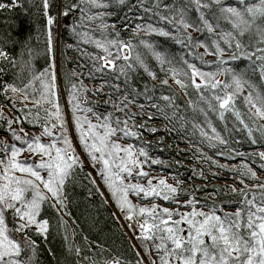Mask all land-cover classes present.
Returning <instances> with one entry per match:
<instances>
[{"label": "snow or ice", "instance_id": "snow-or-ice-1", "mask_svg": "<svg viewBox=\"0 0 264 264\" xmlns=\"http://www.w3.org/2000/svg\"><path fill=\"white\" fill-rule=\"evenodd\" d=\"M115 3L121 9L127 7L134 15L136 9L145 14L151 11L157 18L153 24L145 16H138L142 23H135L131 28L133 37L140 32L154 34L188 50L177 58L167 51H158L155 44L140 41L165 72L166 78L160 80L159 86L144 84L142 89L133 86L130 73L137 67H142L153 81L158 76L147 66L141 53L136 52L133 57L136 46L131 40L120 39L115 25H103L106 34L102 39L85 40L99 50L89 56L88 79L101 81L99 87L92 89L84 86L82 72L73 70L71 75L67 72L58 75L54 54L49 66L36 75L30 61L12 56L6 44L0 46V79L9 74L13 77L11 82L3 79L0 83V132L4 133L0 136V264H32L38 248L33 237L47 240L52 228V218L44 216L46 208L55 214L58 225H65L63 215H71L69 187L82 180L91 185L88 197L99 195L104 205L111 200L119 213H112L114 219L122 218L125 223L120 227L132 230L131 238L138 241L130 246L134 264H264V181H258L256 171L249 164L230 167L203 157L217 168L234 171L240 177L238 183L243 185L239 189L230 188L240 200L235 212L223 215L218 214L222 209L215 204L207 212L197 210L199 200L195 196L181 203L178 196L182 181L174 186L159 179L154 184L155 177L149 178V173L143 170V164L149 162L148 148L152 143L143 139L144 133L155 135L161 131L148 121L161 118L167 122L165 127L169 133L179 134L183 130L188 137L187 125L191 124V135L198 133L201 144L206 141L208 147L217 149L216 155L242 160L256 157L261 162L260 169L264 170V151L246 156L239 148L230 146L242 143L232 137L243 131L249 145L264 148V124L257 123L264 120V92L244 78L246 71L258 74L264 87V0H182L179 5L174 0L164 5V13L159 2L151 9L143 0L139 4L128 0H115ZM40 5L46 19L48 53H53L54 26L63 21L67 27L74 13L79 10L83 16L88 6L112 7L111 0H79V3L40 0ZM53 6L56 15L51 14ZM18 7H23L21 0H0V12ZM192 12L195 18L189 15ZM221 21L230 28L217 33ZM160 22L171 25V29L160 26ZM109 28L111 32H107ZM188 29L201 33L204 39L194 38ZM72 31L76 32L75 25ZM110 35L115 38H109ZM29 40L30 37L10 42L22 43L28 48ZM198 48H204V54L197 53ZM204 55L216 58L215 71H204L195 63L199 60L205 65ZM238 61H247V68L237 71ZM25 71L30 77L27 83L21 79ZM169 79L185 95L189 88L197 92L199 102L189 100L188 107L203 115V124L189 121L181 113L175 94L161 91L156 95L158 88L171 92ZM59 80L66 81V107L60 103ZM245 86L249 89L247 95H243ZM89 91L107 99L102 105L97 101L91 107H84L91 103L86 98ZM238 101H242L246 111L238 107ZM101 106L114 111L100 112ZM134 107L137 111H132ZM210 113L223 123L222 131L213 125ZM138 119L142 121L139 124ZM26 127L32 131H26ZM129 139L139 141V146L122 143ZM156 143H162V139ZM150 164H163V161L151 159ZM89 168L96 172L95 176L87 171ZM142 178L147 179L146 185L132 182ZM245 178L255 182L253 187L245 184ZM101 184L108 196L101 190ZM132 195L140 199H162L178 207L173 210L156 203L139 206L130 199ZM204 206H208L207 200ZM180 207L192 210L181 212ZM75 255H81L80 248L75 249ZM91 264L97 262L93 260ZM104 264L133 262L112 258Z\"/></svg>", "mask_w": 264, "mask_h": 264}, {"label": "trees", "instance_id": "trees-1", "mask_svg": "<svg viewBox=\"0 0 264 264\" xmlns=\"http://www.w3.org/2000/svg\"><path fill=\"white\" fill-rule=\"evenodd\" d=\"M21 2L23 7H18L11 11L0 12V46L6 44L7 50L12 56L17 59L22 56L23 60L30 61L35 74L39 75V73L46 69L51 63L53 54L47 51L46 19L43 15L40 0H21ZM76 2L79 3V0H76ZM104 2H107V0H104ZM128 2L139 4L141 0H128ZM157 2L161 5L160 11L164 13V5L172 4L174 0H143L144 5L150 9ZM175 2L179 5L182 3V0H175ZM231 2H234V0H231ZM111 3L112 7L108 9L88 6L85 8L83 16L80 11L77 10L71 19L68 20L67 27L64 26L63 21L60 23L59 31L56 30V26L53 27V52L58 43L60 51V72H67L71 75L73 70H77L78 72L86 71L87 75L85 74V76L82 77L83 81L88 84L100 85L101 81L99 79L95 81L88 79V68L91 67L89 56L95 55L99 50L96 49L94 43H86L85 40L94 41L102 39V36L106 34L103 25H115V32L120 33L119 38L125 41L131 40L133 45L136 46L133 57L136 52L141 53L147 66L155 71L158 76V79L153 81L142 67H137L134 72L130 73L133 86H137L141 89L144 84H148L149 87L153 84L159 86L160 80L166 78L165 72L160 70V65L152 56L151 52L145 48L140 41L143 40L155 44L158 51H167L170 55H176L177 58L184 55L188 50H182L180 46L174 45L171 41H166L165 38L154 34L148 35L144 32H140L138 36L133 37L131 28L134 27L135 23H142V21L137 19L138 16H145L146 21L153 24L157 23V18L152 16L151 11L145 14L142 11L134 9V15L128 12L127 7L121 9V6L117 5L115 0H111ZM51 14L56 15L55 6L51 9ZM126 15L127 20L125 19ZM189 15L195 18L196 14L192 12ZM149 17L151 18L150 20H148ZM209 18L211 19V17ZM73 25L76 27L75 33L72 31ZM160 26H164L168 30L171 29V25L164 24V22H160ZM229 28V24L221 21L220 27L216 28V32L220 33L221 29L229 30ZM111 31V28L107 30V32ZM192 36L194 38L204 39V36H201L199 32H196V35ZM29 37L28 48H24L22 43L13 44L10 42L17 39L24 40ZM109 38H115V36L110 35ZM245 42L247 43V38ZM198 49H196L197 53L204 54V48H201L203 52H200ZM189 59L191 60L192 57H189ZM215 59L214 56L208 55L207 57V55H204L205 65H201L199 60H196L195 63L202 67L204 71H215L216 69L213 63ZM247 64V61L236 62L235 66H237V71L246 69ZM12 78V75L9 74V76L3 79H8L11 82ZM80 78L81 77L77 78V80ZM244 78L251 81L264 92V87L260 84L258 74L246 71ZM3 79H1V83H3ZM21 79H23L24 83H27L28 79H30L27 71L21 74ZM63 82L64 84L66 83L64 80ZM17 83H19V81H17ZM104 90L105 92L108 91L107 88ZM161 91H163L164 94H175V96L178 97L177 103L180 105L181 113L189 121L203 124V115L198 112L194 113L192 109L188 107L189 100L193 103L199 102L198 94L194 89L189 88L188 95H185L182 89H176L174 86L171 87V92L158 88L156 95L158 96ZM248 91L249 89L245 86L243 95H247ZM88 93L92 95V92ZM95 97L98 98V101L100 100L99 102L101 105L103 104V100L107 99V97ZM139 99L143 102L142 97ZM0 101H2V97H0ZM89 102L91 103L85 104L84 106L91 107L92 103H95L94 101ZM238 107H240L242 111H246L242 101H238ZM133 109L137 111V108H132V111ZM98 111L104 112L114 110L111 108L106 109L101 106ZM169 115H171V111H169ZM209 119H211L218 131H222L223 123L219 121L214 114L210 113ZM228 119L229 128H231L232 118L229 116ZM141 122L140 119L136 121L137 124ZM148 123L151 126L155 124L161 129V131L157 132L155 135L144 133L143 139L152 142L148 148L149 157L161 160L163 164L152 165L149 161L147 166L148 168L157 170L159 173L168 176L174 181H182L181 187L187 186L184 190L180 189L178 196L179 200H188L192 196H195L199 200V204L196 205L197 207L207 212L210 210L211 206L215 204L218 209H222V211L218 212L220 215L224 213H233L237 210V202L240 200V197L233 195L230 191L231 186L212 185L203 187L197 184L205 179L198 177V171L194 165L199 167L198 169H201V171H204L205 175L212 178L209 182L222 181L219 176L208 172L207 169L212 168L225 174L232 175L231 177H234L235 180L231 178V181L237 189L243 187V185L238 183L240 177L237 176L234 171L217 168L210 161L204 159V156L211 157L212 160L217 161L219 164H226L230 167L238 166L241 163H247L254 171L264 175V170H261L259 167L261 162L256 157L250 156L248 159L242 160L240 157L225 159L223 156L216 155L217 149L208 147L206 141L201 144V138L198 133L196 135H191V124L187 125L189 136L185 137L183 130H181L179 134L176 132L169 133L165 127L167 122L162 118L148 121ZM257 123L264 124V120L257 121ZM168 127H173V125H168ZM175 127H179V124H175ZM0 135H4V133L0 132ZM161 139L162 143H156V141ZM232 139L242 141L240 145L231 144L230 146L232 148H239L246 156L257 151H264V148L249 145L246 140V133L243 131L234 133ZM125 141L139 146V141L132 139ZM202 153L203 156L201 155ZM233 155H235V153H233ZM253 160H255V163L252 162ZM258 181H264V178L258 179ZM254 183V181L245 178V184L250 188L253 187ZM90 187L91 185L87 180L78 181L74 187H69L71 203H69L68 210L71 215H65L66 218L63 217V220L66 222L65 225H58L55 214L50 209L46 208L44 216L52 218V228L50 229L47 240L41 236L33 237L37 242L38 248L33 255L32 264H77V262L78 264H91L93 260H95L97 264H104L105 260H111L112 258H117L122 262L132 261L134 264V252L130 247L132 243L128 235L123 228L120 227V222L114 219L112 215L114 211L109 204L104 205L99 195L91 198L88 197V189ZM205 200H207V207L204 206ZM97 245H100V247L98 248ZM76 248L81 249V255L79 257L75 255ZM69 249H71V251H69ZM53 253L55 255H53ZM24 259L27 260V255Z\"/></svg>", "mask_w": 264, "mask_h": 264}, {"label": "rangeland", "instance_id": "rangeland-1", "mask_svg": "<svg viewBox=\"0 0 264 264\" xmlns=\"http://www.w3.org/2000/svg\"><path fill=\"white\" fill-rule=\"evenodd\" d=\"M59 27H60V24L56 26V30L57 31H59ZM188 32H190L191 35H194V36L196 35V32L193 31L192 29H188ZM198 50L200 52H203V49H201V48H199ZM53 54L55 55V58H56L57 72H58V75H59V74H61V72H60V68H59L60 51H59L58 43L55 46V50H54ZM207 57H208V55H207ZM82 73H83V76H85L86 71H82ZM77 78H79V76ZM0 83H1V79H0ZM58 83L60 84V87H61V100H60V103H61V106L62 107H66L65 102L67 100L68 93L64 89V85L65 84H64L63 80H59ZM169 83L172 86H174L176 89H179L178 86L171 79H169ZM83 84H84L85 87H87L89 89H92L93 87H99V85H97V84H88L86 82H84ZM89 92H91V91H89ZM86 98L89 101H94V102H97L98 101V98H96L93 94L92 95H89V93H86ZM82 106H84V105H82ZM133 111H135V110L133 109ZM6 112H7V110H6ZM95 122L96 121L93 120V123H95ZM152 127H157V125L154 124V125H152ZM25 130L26 131H29V132L32 131V129L30 127H26ZM0 136H3V135H0ZM122 143L129 144L125 140L122 141ZM140 159L143 160V157H140ZM151 159L152 158L149 157V161ZM194 166H195L196 170L198 171V173H197L198 177L199 178L202 177V178L205 179V180H202L201 182H198L197 183L200 186H203V187H209V186H212V185L231 186V187L234 186L233 185V182L231 181L232 180L231 178H234V177H231L232 175L225 174V173H223V172H221L219 170H215V169H212V168H208L207 170H208V172H210V174H215V175L219 176L222 179V181L209 182L210 180H212V178L210 176L205 175V172L204 171H201V169H198L199 167H197L196 165H194ZM87 170L88 171H92V175L93 176L96 175V172L93 171L92 169L89 168ZM143 170L145 172H148L149 173V178L155 177V179L153 180V183L154 184H157L158 181H159V179H165L168 184H171V185H174V186L177 184V181H174L173 179L169 178L168 176L159 173L157 170L148 168L147 163H144L143 164ZM201 173H202V175H201ZM256 173H257L258 179L264 178V175H262V174H260L258 172H256ZM233 180H235V178ZM132 182H134V183L135 182H139V183H142V184H145L146 185L147 184V179L146 178H142V179H140L138 181H132ZM185 188H187V186H182L181 187V190H184ZM101 190L105 192V196H108L109 195L108 192H107V190H106V188H104V186L102 184H101ZM130 199L132 200V202L134 204L139 205V206H146V205H148L150 203H156V204L160 205L161 207H168V208L173 209V210L177 209V207H178L177 204H175V203H168V202L163 201L162 199H152L151 197H149L145 201V199H140V198H137L135 195H132V196H130ZM184 201H186V200H180L181 203H183ZM108 204L111 206V208L113 209L114 212H117V209L115 207V204L111 200H109V203ZM196 208H197V210H201L202 209V208L197 207V206H196ZM191 210L192 209L190 207H180L179 208V211H181V212H190ZM202 210L205 211L204 209H202ZM227 212H232V211H227ZM117 214H119V213L117 212ZM63 217L66 218L65 215H63ZM119 222H120V224H124L125 223L122 218L119 220ZM123 230L128 235V237H129V239H130V241H131L132 244H138V241H136L134 238H131L132 237V230L128 229L127 227H124ZM149 246L151 247V245H149ZM142 255H143V253H142ZM153 256H155V253H153ZM145 259L147 260V257H145Z\"/></svg>", "mask_w": 264, "mask_h": 264}, {"label": "bare ground", "instance_id": "bare-ground-1", "mask_svg": "<svg viewBox=\"0 0 264 264\" xmlns=\"http://www.w3.org/2000/svg\"><path fill=\"white\" fill-rule=\"evenodd\" d=\"M136 231H137V233H138V232H139V229L137 228Z\"/></svg>", "mask_w": 264, "mask_h": 264}]
</instances>
